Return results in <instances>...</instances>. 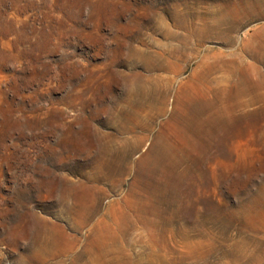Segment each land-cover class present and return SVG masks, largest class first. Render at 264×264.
<instances>
[{"label":"rangeland","instance_id":"rangeland-1","mask_svg":"<svg viewBox=\"0 0 264 264\" xmlns=\"http://www.w3.org/2000/svg\"><path fill=\"white\" fill-rule=\"evenodd\" d=\"M0 264H264V0H0Z\"/></svg>","mask_w":264,"mask_h":264},{"label":"bare ground","instance_id":"bare-ground-1","mask_svg":"<svg viewBox=\"0 0 264 264\" xmlns=\"http://www.w3.org/2000/svg\"><path fill=\"white\" fill-rule=\"evenodd\" d=\"M260 45H261V44H260ZM251 49H252V48H251ZM251 49H250V50H251ZM258 50H259V49H258ZM248 51H249V50H248ZM255 52H256V51H255ZM255 52H254V53H255ZM254 53H253V54H254ZM261 53H262V52H261ZM259 61H260V60H259ZM224 65H225V64H224ZM224 67H225V66H224Z\"/></svg>","mask_w":264,"mask_h":264}]
</instances>
